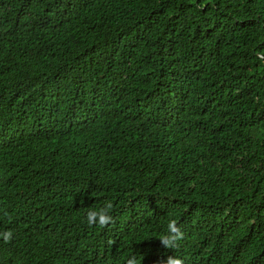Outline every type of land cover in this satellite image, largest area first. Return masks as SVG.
<instances>
[{
	"label": "trees",
	"instance_id": "obj_1",
	"mask_svg": "<svg viewBox=\"0 0 264 264\" xmlns=\"http://www.w3.org/2000/svg\"><path fill=\"white\" fill-rule=\"evenodd\" d=\"M168 256L264 264V0H0V264Z\"/></svg>",
	"mask_w": 264,
	"mask_h": 264
},
{
	"label": "clouds",
	"instance_id": "obj_2",
	"mask_svg": "<svg viewBox=\"0 0 264 264\" xmlns=\"http://www.w3.org/2000/svg\"><path fill=\"white\" fill-rule=\"evenodd\" d=\"M112 208L113 204L108 202L104 207L100 208L99 211H89L87 213L88 225L91 227L98 224L103 228L109 225V223H114V218L109 214ZM167 227L168 234L162 236L160 241L165 248L174 249L178 246L177 242L183 238L184 233L175 219L171 220ZM2 235L5 242H10L13 236L11 231H7ZM127 264H138V261L135 257H132V259L128 260ZM162 264H184V261L180 258L168 256L167 260L163 261Z\"/></svg>",
	"mask_w": 264,
	"mask_h": 264
}]
</instances>
